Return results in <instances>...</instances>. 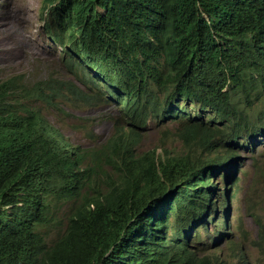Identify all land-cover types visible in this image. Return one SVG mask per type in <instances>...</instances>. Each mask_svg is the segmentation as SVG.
Here are the masks:
<instances>
[{"label":"trees","instance_id":"16d2710c","mask_svg":"<svg viewBox=\"0 0 264 264\" xmlns=\"http://www.w3.org/2000/svg\"><path fill=\"white\" fill-rule=\"evenodd\" d=\"M169 4L44 1L66 76L49 72L53 79L24 88V99L20 76L0 84V264L193 262L170 238L173 203L202 186L203 209H221L219 190L236 178L237 142L264 135V0H174L171 11ZM58 98L71 108L118 107L107 155L88 164L87 151L56 140L37 113L25 114L24 100L60 110ZM182 106L189 113L176 131L181 152L141 154L139 131ZM196 109L209 116L193 120ZM254 170L264 177L255 159ZM67 203L66 231L49 246L39 228L50 223L52 206ZM252 208L248 200L264 264V216ZM233 256L217 264H250L241 250Z\"/></svg>","mask_w":264,"mask_h":264},{"label":"rangeland","instance_id":"374dc122","mask_svg":"<svg viewBox=\"0 0 264 264\" xmlns=\"http://www.w3.org/2000/svg\"><path fill=\"white\" fill-rule=\"evenodd\" d=\"M42 3L43 0H0V84L16 75L20 76L19 99L26 97L24 88L40 82L48 70L66 76L60 48L44 31L40 14ZM56 102L60 103V110L50 109L43 102L38 110L50 124L61 129V137L72 148L87 151L90 154L88 164L107 155L116 129L115 116L120 112L118 107L101 105L82 109L64 105L62 98L56 99ZM184 124L176 120L150 123L139 131L141 154L155 149L159 154L167 150L171 156L180 153L183 142L177 139L176 131ZM121 126L129 131L125 120ZM186 153L187 150H184L182 154ZM259 155L241 161L242 169L238 171L237 182L233 193H230L231 212L227 216L223 191L218 198L222 211H211L205 221L210 224V233L204 223L207 211L202 206L203 197L191 190L186 196H179L175 200L168 220L170 238L183 244L187 250L191 248L193 253L188 251L191 256L202 260L207 255L209 259L216 254L221 260L231 262L237 249L244 246L250 260L258 264L261 255L252 244L257 240L258 228L246 207L250 200L252 210L264 216V177L258 178L254 170L255 159L264 171V158H258ZM70 210L69 204L56 209L51 225L44 229L48 240L54 241L65 232ZM198 260L195 264H198Z\"/></svg>","mask_w":264,"mask_h":264},{"label":"clouds","instance_id":"9594fccd","mask_svg":"<svg viewBox=\"0 0 264 264\" xmlns=\"http://www.w3.org/2000/svg\"><path fill=\"white\" fill-rule=\"evenodd\" d=\"M44 1L45 0H43V3H42V5H41V8H40V14H41V18L43 19V21H44V31H45V33L50 37V39L52 40V42L57 46V48H60V52H61V54H62V59L64 58V50H63V48L57 43V41L55 40V39H52V37L48 34V32L46 31V28H45V16H43L42 15V6H43V4H44ZM174 5V0H170V4H169V8H170V11L172 10V6ZM171 28V27H170ZM168 30H170V29H168ZM167 38H168V36H167ZM166 47H167V57L165 58V68L163 69V71H168V70H171V68H172V64H171V58L169 57V49H168V45H166ZM63 63V62H62ZM49 72H51L50 70H48V72L45 74V75H43V77L41 78V81H40V83L42 82V81H45V80H47V79H53V77L52 76H49ZM24 104H25V108H26V113L25 114H35V113H37V115H38V119L39 120H41V122H42V124L45 126V128H46V130L47 131H49L52 135H53V137L56 139V140H58V141H63V142H67L69 145H70V143L67 141V140H65V139H63L62 137H61V135H62V131H61V129H59V127L58 128H56L54 125H52V124H50L48 121H47V119L44 117V115H43V113L41 112V111H39L38 110V108H39V104H37L35 101H33L32 99H28V100H24ZM188 107H190V104L188 103ZM193 110H195V109H192V111ZM120 111V110H119ZM191 111V110H190ZM196 114H195V112H193L192 113V115H193V117H194V119L193 120H198L197 118L198 117H201V118H203V119H206L208 116H209V114L208 113H206V112H203V113H200L199 112V110L198 109H196ZM188 113H189V111H186L185 109H183V106L182 107H180V108H178V110H177V113L176 114H170V113H166V114H168L169 116H170V118L168 119V120H166V121H169V120H176V121H180V122H183V123H188ZM165 122V121H164ZM185 125V124H184ZM125 126V125H124ZM237 146H240V149H239V154H238V158H239V160L238 161H235V164H234V166H232L233 168V174L234 173H236V178H233L232 179V177L231 178H229V179H232V181H231V186H229V185H227V186H222L221 188H220V190H219V193H218V196H220L219 194H221V196H222V192L224 191V195H225V201H226V206H227V216L229 215V211H230V207H231V196H230V193L232 192L233 193V187H234V185L236 184V182H237V173H238V171L239 170H241L242 169V165H241V161L244 159V158H247V157H250V156H255L256 154H263L264 153V135H261L260 137H249V138H247L246 140H241V141H238L237 142ZM70 147H71V145H70ZM72 148V147H71ZM75 149H77V148H75ZM80 149V148H79ZM141 150V149H140ZM198 150V153H200V150L199 149H197ZM229 176V175H228ZM227 176V177H228ZM199 180H202V179H199ZM215 183H216V179H215ZM193 190H195L196 192H197V194L199 195V196H201V197H203L204 199H207V195H206V187H202V186H200L199 188H195V189H193ZM189 191H191V190H189ZM220 196V197H221ZM184 197V196H183ZM46 202H47V199H46ZM73 203H74V205H75V202L73 201ZM67 204H69L70 205V203H67ZM217 204H218V202H217ZM221 205V204H220ZM70 208L72 209V207L70 206ZM56 209L57 208H54L53 206H52V212H51V216H50V223L49 224H47V225H44V226H41L40 228H39V231H40V233L45 237V239H46V241H47V243L49 244V246H52L58 239H60L62 236H63V234L61 235V236H59L56 240H54V241H50V240H48L47 239V237L45 236V234H44V229L46 228V227H48L49 225H51V221H52V216L55 214V211H56ZM222 205H221V209H219V210H217L216 211V213H219V211H222ZM212 211H215V210H212ZM172 212V211H171ZM210 212H211V209H209L208 211H207V214H206V216H205V219H204V223H205V221H206V218H207V216H209V214H210ZM231 212V211H230ZM171 214V213H170ZM70 215H71V210H70V214L68 215V217H67V224H68V222H69V218H70ZM205 225H206V227H207V230H208V232L210 233V224L208 223V224H206L205 223ZM66 231V230H65ZM238 248V246L236 247V249ZM213 249V248H212ZM235 249V250H236ZM186 250H187V248H186ZM239 250H241V252L242 253H244L245 254V256H246V259L249 261V263L251 264V260H250V258L248 257V255L246 254V251H245V249H244V246H242L241 248L239 247L238 249H237V252H239ZM192 252V250H191V248H189L188 250H187V252ZM193 253V252H192ZM192 257L194 258V260H193V262L191 263V264H195L196 263V260H198V259H196V257L195 256H193L192 255ZM207 257H208V255L204 258V259H202V260H198L199 262H198V264H217V255L216 254H214L211 258H209V259H207ZM236 259V258H235ZM234 259V260H235ZM251 261V262H250ZM233 262V261H232ZM252 264H254L253 262H252Z\"/></svg>","mask_w":264,"mask_h":264},{"label":"bare ground","instance_id":"6f19581e","mask_svg":"<svg viewBox=\"0 0 264 264\" xmlns=\"http://www.w3.org/2000/svg\"><path fill=\"white\" fill-rule=\"evenodd\" d=\"M76 234V233H75Z\"/></svg>","mask_w":264,"mask_h":264}]
</instances>
